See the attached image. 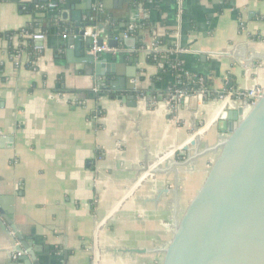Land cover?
Returning a JSON list of instances; mask_svg holds the SVG:
<instances>
[{"label":"crops","instance_id":"0c3cea01","mask_svg":"<svg viewBox=\"0 0 264 264\" xmlns=\"http://www.w3.org/2000/svg\"><path fill=\"white\" fill-rule=\"evenodd\" d=\"M56 1L0 0V264L15 260L12 225L53 264H65V250L68 264H146L139 251L165 231L186 168L174 161L192 153L181 149L193 126L214 121L212 99L230 77L238 90L264 82V0ZM95 11L106 41H118L104 63L123 75L137 68L135 105L101 89L89 38L70 43L76 18L90 22ZM26 27L46 33L40 50ZM158 53L207 81L206 104L196 89L173 99V66L148 61ZM159 151L168 155L153 181L142 167Z\"/></svg>","mask_w":264,"mask_h":264},{"label":"water","instance_id":"95a60500","mask_svg":"<svg viewBox=\"0 0 264 264\" xmlns=\"http://www.w3.org/2000/svg\"><path fill=\"white\" fill-rule=\"evenodd\" d=\"M59 5L56 1L55 8ZM138 14L134 10L127 26ZM61 16L67 21L68 11ZM76 20L70 43H78L85 29L95 26ZM99 27L105 29L103 24ZM120 38H125L124 32ZM109 39L110 46L117 45L113 35ZM86 60L95 64L102 90L127 92L122 99L136 104V67L123 75L104 63L103 53L88 54ZM240 90L244 96L238 101L212 99L217 108L214 121L206 128L193 126L195 135L181 149L192 153L183 162L174 161L186 168L172 191L168 216L161 221L165 231H157L152 246L139 251L147 255L146 264H264V82ZM196 97L207 103L202 92ZM167 155L159 151L153 159L146 157L142 171L149 179L156 181L154 167ZM12 229L11 252L17 257L10 264H53L38 257L37 251L44 249L15 225ZM69 256L65 250V264Z\"/></svg>","mask_w":264,"mask_h":264},{"label":"trees","instance_id":"16d2710c","mask_svg":"<svg viewBox=\"0 0 264 264\" xmlns=\"http://www.w3.org/2000/svg\"><path fill=\"white\" fill-rule=\"evenodd\" d=\"M92 21H90L91 23L97 25V24H102L103 22V19H104V16L101 12L99 11H95L94 14L92 15ZM64 26V25H63ZM62 25H60L59 27L61 29H63ZM33 28H30V27H26L25 28V31L27 32H30V33H33ZM24 31V32H25ZM45 31V30H44ZM139 32V27H137L134 31V33H138ZM30 42V41H29ZM34 46L32 45V43H30L28 45V49L31 53V61L29 62L28 64V67H34L33 65V62L36 60V55H34ZM20 50V49H19ZM23 50V49H21ZM20 50V51H21ZM11 51L13 53H15L17 50L13 48H11ZM18 52V51H17ZM162 60H166L170 66L172 67L171 68V71L173 73L174 76H176V82L173 84L172 88L173 89H187L189 91H193L194 89H206L207 91L209 90V84L207 83V81L205 79H203L202 76L200 75H192V74H186L185 72L182 73L180 72V67L178 66V62L176 61L177 59L173 56L170 55H167V56H163V54H152L151 56L148 57V61L150 63H154L156 64L157 62L159 61H162ZM201 78L202 79V82L201 83H194L193 81L194 80H197ZM236 78L235 77H230V80L228 81V83L226 84L225 88H224V91L225 92H228V91H233V90H236Z\"/></svg>","mask_w":264,"mask_h":264},{"label":"built area","instance_id":"2783aa9c","mask_svg":"<svg viewBox=\"0 0 264 264\" xmlns=\"http://www.w3.org/2000/svg\"><path fill=\"white\" fill-rule=\"evenodd\" d=\"M136 26H133L130 28V30L133 32L135 31ZM24 35L32 38L37 44L35 46L36 50H40L41 48L39 47V43H41L45 38H46V33L44 32H34V33H30V32H26ZM66 36V35H65ZM86 38H89L91 41V47H90V53L91 54H97V53H105V52H115L116 49L112 46L109 45V43L106 41V39L103 40V42L101 44H99V41L101 39L104 38L102 32L100 29L97 28V26H93V27H89L87 29H85V33L83 35ZM129 36V35H126ZM188 75V73H186ZM194 83H201L202 79L199 78L197 80L193 81ZM187 92V89H173L172 88V96L174 100H177L178 98H181L182 96H184ZM197 92H202L205 95L210 94L209 91H207L206 89L202 88V89H196V93ZM216 98H220V99H224L226 102L230 103L233 100L238 101L240 100L243 96H244V92L241 90H233V91H228L225 92L220 91L217 94H214ZM177 98V99H175ZM17 256L14 255V258H16Z\"/></svg>","mask_w":264,"mask_h":264}]
</instances>
